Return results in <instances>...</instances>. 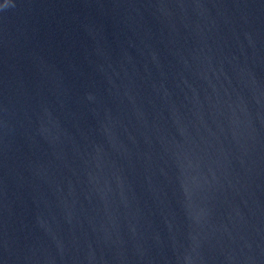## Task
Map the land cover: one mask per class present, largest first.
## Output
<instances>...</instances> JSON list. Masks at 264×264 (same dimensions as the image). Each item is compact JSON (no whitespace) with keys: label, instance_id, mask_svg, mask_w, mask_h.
Instances as JSON below:
<instances>
[{"label":"water","instance_id":"95a60500","mask_svg":"<svg viewBox=\"0 0 264 264\" xmlns=\"http://www.w3.org/2000/svg\"><path fill=\"white\" fill-rule=\"evenodd\" d=\"M0 264H264V0H0Z\"/></svg>","mask_w":264,"mask_h":264}]
</instances>
